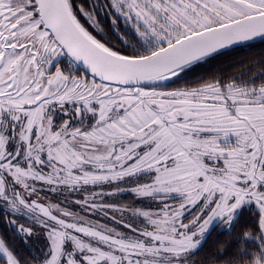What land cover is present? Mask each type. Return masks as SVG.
<instances>
[{
  "label": "snow or ice",
  "instance_id": "obj_1",
  "mask_svg": "<svg viewBox=\"0 0 264 264\" xmlns=\"http://www.w3.org/2000/svg\"><path fill=\"white\" fill-rule=\"evenodd\" d=\"M255 41L264 0H0V264H195L249 214L226 264H264V58L197 74Z\"/></svg>",
  "mask_w": 264,
  "mask_h": 264
},
{
  "label": "trees",
  "instance_id": "obj_2",
  "mask_svg": "<svg viewBox=\"0 0 264 264\" xmlns=\"http://www.w3.org/2000/svg\"><path fill=\"white\" fill-rule=\"evenodd\" d=\"M262 58H264V41H255L252 46H238L222 52L209 63L203 65L197 74L204 75L205 78L212 75L227 76L238 73L244 67L259 71L261 66L257 62ZM177 86L180 85H171V87ZM257 230L258 217L252 214L242 216L233 226L231 234L222 228L210 231L203 245L195 251L190 259L195 264H218V262L219 264H226V261L237 252L236 236H243L245 231H251L255 235ZM0 234L10 237V233L6 231L2 223H0ZM13 243L18 253L25 258H30L31 250L29 248H26L19 241Z\"/></svg>",
  "mask_w": 264,
  "mask_h": 264
},
{
  "label": "rangeland",
  "instance_id": "obj_3",
  "mask_svg": "<svg viewBox=\"0 0 264 264\" xmlns=\"http://www.w3.org/2000/svg\"><path fill=\"white\" fill-rule=\"evenodd\" d=\"M131 186H133V185L130 184V183H121L120 184V187L121 188H125V189L130 188ZM104 188L107 191V190H111L112 186H104ZM74 196H75V194H74ZM106 202L116 203V204L122 205V206L126 205V206H133V207L146 206L148 204L147 200H141L140 198H137L135 196V194L131 193L130 191L117 193L115 196H112V197H106ZM21 222H23V221H21ZM208 234L206 235L205 240H206ZM39 242L40 241H37L36 239H33L32 245L38 246ZM203 243H202V245H203Z\"/></svg>",
  "mask_w": 264,
  "mask_h": 264
},
{
  "label": "flooded vegetation",
  "instance_id": "obj_4",
  "mask_svg": "<svg viewBox=\"0 0 264 264\" xmlns=\"http://www.w3.org/2000/svg\"><path fill=\"white\" fill-rule=\"evenodd\" d=\"M84 3L85 6H87L88 4V0H73L74 4H79V3ZM81 19V22L88 28V30L90 32L93 33V35H95L98 39H100L102 42H105V40L108 37L112 38V43L115 44L116 38H115V34L111 31L110 29V21L106 20L103 16H100L99 19L101 20V27L104 29V32L108 34V37H106L104 34L99 33L96 31V29H94L87 21V19L85 17H83L82 15L79 17Z\"/></svg>",
  "mask_w": 264,
  "mask_h": 264
},
{
  "label": "water",
  "instance_id": "obj_5",
  "mask_svg": "<svg viewBox=\"0 0 264 264\" xmlns=\"http://www.w3.org/2000/svg\"><path fill=\"white\" fill-rule=\"evenodd\" d=\"M237 47H238V46H237ZM234 48H235V47H234ZM229 49H232V48H229ZM229 49H225L224 51L229 50ZM224 51H223V52H224Z\"/></svg>",
  "mask_w": 264,
  "mask_h": 264
}]
</instances>
